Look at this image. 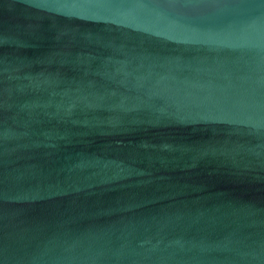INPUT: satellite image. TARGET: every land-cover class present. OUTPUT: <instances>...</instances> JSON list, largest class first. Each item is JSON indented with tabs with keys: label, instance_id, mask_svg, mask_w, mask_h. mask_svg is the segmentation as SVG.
<instances>
[{
	"label": "water",
	"instance_id": "1",
	"mask_svg": "<svg viewBox=\"0 0 264 264\" xmlns=\"http://www.w3.org/2000/svg\"><path fill=\"white\" fill-rule=\"evenodd\" d=\"M0 264H264V0H0Z\"/></svg>",
	"mask_w": 264,
	"mask_h": 264
}]
</instances>
